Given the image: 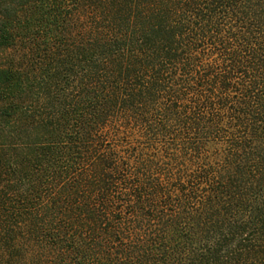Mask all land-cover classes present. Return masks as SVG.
<instances>
[{
	"label": "trees",
	"instance_id": "1",
	"mask_svg": "<svg viewBox=\"0 0 264 264\" xmlns=\"http://www.w3.org/2000/svg\"><path fill=\"white\" fill-rule=\"evenodd\" d=\"M21 5L51 103L0 128V264H264V0ZM29 77L0 68L1 120Z\"/></svg>",
	"mask_w": 264,
	"mask_h": 264
},
{
	"label": "rangeland",
	"instance_id": "2",
	"mask_svg": "<svg viewBox=\"0 0 264 264\" xmlns=\"http://www.w3.org/2000/svg\"><path fill=\"white\" fill-rule=\"evenodd\" d=\"M23 0H4V3L0 7V26L12 31V36L8 40L9 45L0 47V68H12L19 67L30 73L28 84L30 89L21 95V99L17 102L24 109H28L27 116L20 114L17 116V120L4 121L0 118V128L5 130L1 142L7 146L18 145V143L33 144L38 139L39 131L37 130L38 122H40V113L46 111V105L51 103L49 88L46 85H37L38 80H34L37 76L52 75V71L49 72L51 62H47L43 73L33 65L32 55H28L25 50L26 44L22 38L24 33V18L33 16V12H29L23 9L21 3ZM4 104L0 101V111ZM8 123V124H7ZM1 133V132H0ZM6 133V134H5ZM12 154V153H10ZM28 155H31L29 151Z\"/></svg>",
	"mask_w": 264,
	"mask_h": 264
}]
</instances>
